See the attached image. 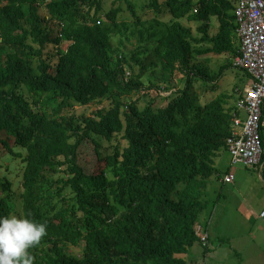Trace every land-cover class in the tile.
<instances>
[{
  "label": "trees",
  "instance_id": "16d2710c",
  "mask_svg": "<svg viewBox=\"0 0 264 264\" xmlns=\"http://www.w3.org/2000/svg\"><path fill=\"white\" fill-rule=\"evenodd\" d=\"M165 2L172 18L163 35L146 29L144 61L115 52L121 9L106 22L103 0H0V215L46 223L34 264H193L185 257L202 246L207 181L223 176L216 162L250 76L238 69L239 97L221 92L203 104L195 84L216 92L235 68L230 60L212 75L198 61L239 55L236 2ZM183 20L200 24L198 36ZM157 72L170 77L167 91L183 78L154 108ZM96 104L92 115L74 111Z\"/></svg>",
  "mask_w": 264,
  "mask_h": 264
},
{
  "label": "rangeland",
  "instance_id": "374dc122",
  "mask_svg": "<svg viewBox=\"0 0 264 264\" xmlns=\"http://www.w3.org/2000/svg\"><path fill=\"white\" fill-rule=\"evenodd\" d=\"M158 1L161 3V9L159 10L160 15H157V9L154 10V8L149 7V4L153 2L152 0H103V11L100 15L104 18V20H106V22L109 21L106 19V14L111 9H121L118 16V24L115 26V32L111 37L112 46L116 53L121 52L126 54V56H132L139 53L140 56H143V60L146 61L147 54H142L145 50L144 41L146 39V29L151 30V32L158 31L160 35H163L165 33V29H167L166 24L172 18L168 8L165 7L166 0ZM232 1L236 2V0ZM40 14L41 16H48L47 10L43 8L41 9ZM156 17L158 18L155 19ZM157 20L160 21V26H158ZM182 22L184 25L190 27L193 30V33L198 36V27L200 24L192 23L187 20H183ZM211 22L212 25L210 33L213 35L218 31L219 23L217 18H212ZM49 25L51 29L55 30V32L60 30L58 28V24L56 26V24L50 22L47 26ZM142 33H144V36L141 35ZM141 36H143L144 39H142ZM50 57L52 64L57 62L58 58L56 56V52L53 54L52 51L50 53ZM233 59L234 58L232 56L231 59H228V57L225 56L207 54L201 57L198 62L201 64L203 63V65H205L213 75L216 73L218 74V72H220V68L224 67V65L229 63L230 60L233 62ZM137 70L139 71L140 67L137 68ZM156 74V84H162V82L164 83L162 85V92L158 95L153 93L154 97L150 95L152 102L154 100V108L166 106V97L176 89L182 87L181 81L178 83V80L183 78L181 74L177 73L174 81L171 80V84L174 82L176 89L173 91H167L168 89L164 88H168L170 86L168 85L170 77H165L160 72H157ZM224 76L225 77H222L218 81L217 85L219 86V89L216 92H211L210 89L202 82H197L195 84V91L201 97V102L203 104L221 92H225L236 97L241 95V92L237 89L241 88V86H236L237 83L235 81V76L239 81H241L242 78L246 79V77L242 75V72L238 69L232 68L227 70ZM247 83H251V78L250 80L248 79ZM236 89L237 94H235ZM135 97L137 98L138 95H135ZM103 104L104 106H107L106 101H104ZM100 105L101 104H96L88 107L75 106L74 111L78 115H92L93 111H95ZM262 163L263 168L262 172H260L257 168L250 169L241 165H232L231 156L228 152H225L217 159L216 166L223 175L222 179L227 172V174L230 173L234 176L235 181L233 184H224L218 177L215 176L207 181L206 200L208 207L201 214V216L205 217L209 209L213 208L215 205L217 209L212 215V224L210 225L212 237L210 238V243L208 244L209 246H203L209 250L205 253V255L203 251V255L197 254L193 256L196 261L193 264H247L246 261L242 262V258L249 253L250 249V254L254 257L248 264H264V233L261 232L258 227L259 223L264 224V219L255 218L257 222L251 225L239 214L240 211H238L237 206L239 200H241L242 197H245L246 201H249L250 204L253 203L254 206L257 207V215L262 210L264 206V161ZM14 170H18V163L17 168L13 167V171ZM219 205L220 208L218 210ZM246 244H248L246 248H241ZM240 249L244 250L242 255H240ZM69 251L74 253L80 252L79 249L73 247L69 248ZM189 256H186L185 258L188 260Z\"/></svg>",
  "mask_w": 264,
  "mask_h": 264
},
{
  "label": "built area",
  "instance_id": "2783aa9c",
  "mask_svg": "<svg viewBox=\"0 0 264 264\" xmlns=\"http://www.w3.org/2000/svg\"><path fill=\"white\" fill-rule=\"evenodd\" d=\"M237 24L239 55L234 58L235 68L245 71L251 83L244 88L237 103L233 121L234 131L228 139V152L232 165L262 170L264 146V0H236L234 11ZM220 181L233 184L232 174L224 175ZM264 217V212L262 213ZM196 234L202 246L208 247V230L201 224Z\"/></svg>",
  "mask_w": 264,
  "mask_h": 264
},
{
  "label": "clouds",
  "instance_id": "9594fccd",
  "mask_svg": "<svg viewBox=\"0 0 264 264\" xmlns=\"http://www.w3.org/2000/svg\"><path fill=\"white\" fill-rule=\"evenodd\" d=\"M30 216L0 215V264H34L30 249L47 235V225Z\"/></svg>",
  "mask_w": 264,
  "mask_h": 264
},
{
  "label": "crops",
  "instance_id": "0c3cea01",
  "mask_svg": "<svg viewBox=\"0 0 264 264\" xmlns=\"http://www.w3.org/2000/svg\"><path fill=\"white\" fill-rule=\"evenodd\" d=\"M262 168H263V166H262ZM259 171L262 172V170H259ZM228 174H230V173H228ZM237 206H238V211H240L239 214L243 218H245L246 221L248 223H250L251 225L255 224L257 222L255 220V218L256 219H264V217H262V213L264 212V206H263V208L261 207L262 210L260 211V213L258 215H257V212H258L257 207L254 206L253 203L250 204L249 201H246L245 197H242L241 200H239V203L237 204ZM219 208H220V205L218 206V210H219ZM216 209H217L216 205L213 208L209 209L207 215L205 217L201 216L202 218L200 219V222H199V224H201L203 227H205L208 230L210 238L212 237V232L210 229V225L212 224V215L216 211ZM258 227L260 228V231L264 233V224L259 223ZM247 245L248 244H246L245 246H243L241 248L244 249L247 247ZM203 251H204V249L202 248V246H200V245L196 246L195 249H193L188 260H190L193 263L196 262L195 259L193 258V256H195L197 254L203 255ZM240 251H241L240 255H242L244 250L240 249ZM250 251H251V249L249 250V253L247 255L243 256L242 262L246 261V263L248 264L251 261V259L254 257L253 255L250 254Z\"/></svg>",
  "mask_w": 264,
  "mask_h": 264
},
{
  "label": "bare ground",
  "instance_id": "6f19581e",
  "mask_svg": "<svg viewBox=\"0 0 264 264\" xmlns=\"http://www.w3.org/2000/svg\"><path fill=\"white\" fill-rule=\"evenodd\" d=\"M238 38V37H237Z\"/></svg>",
  "mask_w": 264,
  "mask_h": 264
}]
</instances>
